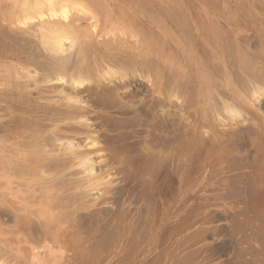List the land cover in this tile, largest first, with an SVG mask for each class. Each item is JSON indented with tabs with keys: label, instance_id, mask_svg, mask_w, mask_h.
I'll use <instances>...</instances> for the list:
<instances>
[{
	"label": "rangeland",
	"instance_id": "rangeland-1",
	"mask_svg": "<svg viewBox=\"0 0 264 264\" xmlns=\"http://www.w3.org/2000/svg\"><path fill=\"white\" fill-rule=\"evenodd\" d=\"M67 1L55 0L57 11L68 9L65 21L83 17L75 30L100 27L95 41L111 38L104 35L111 27L112 38L118 35L122 43L123 37L124 46L139 50L149 33H157L163 38L158 47L166 51L150 49L149 58L162 55L161 67L163 60L179 66L180 74H174L183 85L171 88L135 71L119 91L126 107L96 106L84 97L92 107L90 127L58 135L52 153L66 151L71 142L92 171L81 170L75 160L62 171L39 168L19 180L5 172L3 160L14 150L6 129L18 125L7 120L17 109L15 93L35 98L39 92L31 84L41 82L31 81L39 70L13 47L27 38L46 52L39 29L48 18L46 12L44 19L23 22L0 16V198L12 202L17 194L32 212L30 234L1 215L0 264H264V83L251 75L264 70V0ZM7 3L2 0L0 9ZM106 14L114 15L111 20L127 16L117 22L126 25L125 35L117 19L106 26ZM14 39L20 42L11 43ZM50 54L42 53L38 62L52 63ZM28 74L30 88H20ZM259 74L264 79V71ZM91 76L99 79L97 73ZM50 84L61 82L40 85Z\"/></svg>",
	"mask_w": 264,
	"mask_h": 264
},
{
	"label": "bare ground",
	"instance_id": "bare-ground-1",
	"mask_svg": "<svg viewBox=\"0 0 264 264\" xmlns=\"http://www.w3.org/2000/svg\"><path fill=\"white\" fill-rule=\"evenodd\" d=\"M7 1H8V3H7L8 5L6 4V7H5L6 9H4V10L0 9V16L5 17V19L7 18V20L9 18L12 21L23 22L24 20H32L35 18V16H37L38 18L44 19V16H45L44 12H46V16L48 19L46 20L47 22H44V21L41 22V28L39 29V31H40L39 35L41 36V39L43 42L42 44L45 47L46 52L51 53L50 56H46V57L48 58V60H50V61L52 60V63H48L47 60H45L46 63L38 62V58L42 56V53H46V52L42 51V53H41V50H39L37 46L32 45L31 42H28V41L25 42V40L27 38L24 40V42H22L23 44H18L20 41L19 40L17 41L15 39H14V41L12 40V42L11 41H8V42H11V43L16 42V44H18L17 45L18 47L16 48V46H15L13 48H15L17 50L20 48V50H21V51L19 50L17 52L18 54L16 56H18L20 54L22 55L25 53L26 56L28 57V59L31 60L30 64L32 65L34 63L35 68L39 70L38 72H40V74L37 76L38 78L32 77L34 79V80L33 79L31 80L32 82L35 81V79L40 81L41 82L40 84H44V85L47 83H50L52 81L53 82L54 81L61 82L60 85H56V84L51 85L50 84L49 86L48 85L47 86H41L39 84V82H37L39 85L38 84L35 85L34 82H33L34 84H31L30 83L31 81L27 79L30 76L28 74L25 77L26 80L22 81L20 83L19 87L20 88L23 87L24 89H27V88H30V84H31L33 86L32 88L39 92L37 97L31 98L30 95L32 93H28V92L27 93H19V94L15 93V96L18 95L17 102L15 101L16 102L15 107L17 109L12 110V113L9 116V119L7 120V122L11 123V124L18 123V125L16 127H13V125H12V128L6 129V133L8 135H10V138L12 140L10 147L13 148L14 150H10V153H9L10 155L8 156L9 158L5 156L8 159H5L3 161H6L4 163L5 164L4 166H7V167H5V172L9 173V175L16 176L17 178H19V180L24 179V176H27V175L30 176L31 174L36 172L39 168L41 170L42 168L53 167V168H55V171L59 172V171L64 170L65 168L67 169V166L69 164H71L73 161L79 160L80 156H82V155L79 152H77L75 145L71 142L65 143V145H66L65 148H67V146H68L66 151L60 153V151L58 149V153H52V152H53V150H55V143H57V141H58L57 140L58 135L63 134L64 132H67L68 130L73 135L77 134L78 132L86 133L87 129L90 127V124H88L87 117H88V115L91 114L89 112V108L91 107V105H90V107L87 105L90 103H87L88 101H84L83 100L84 97H89V100H90L89 102H92V104L96 105V106L105 105L108 108L109 106L111 107L112 105H114V106L118 105V106L122 107L124 102L122 101L121 97L119 96L120 95L119 91L122 88L124 89V87H125L124 86V84H125L124 83V77L127 76V74H129V73L135 74V71H137L138 73L139 72L143 73V75L141 74V76H144V78H148L149 75L150 76L154 75V76H156V78H158L157 80L162 81L163 84H165V83L170 84L171 88L172 87L179 88V86L183 85V84H180L181 82L179 83L180 76H179V81H178V77L177 76L175 77V74H174L175 72H176V75H177V73L180 74V72H179L180 67L179 66H175L172 61H164L163 60L164 64L162 63L163 66L161 67V64L159 63V61L161 60L160 58L162 56L161 54H160L161 56H159V57L156 56L154 60H151V58H149V56L151 55L150 53L152 52V50L150 51V49H158L159 50V49L163 48L160 46L161 45V43H160L161 38L157 35V33H155V36H153V35H151V34H154L153 32H151V34H150L149 31L142 29L143 31H146L149 33L148 36H146L148 33H146V35H145L148 42L144 41L145 43L142 44L141 49L137 50L136 48H139V47L136 46V48H135L136 50H135L134 48H131V46L128 47V45L126 44L127 41H125V39L123 37H121L122 43L120 42L121 40L118 41L120 39V37H119V39L116 40V36L118 38V35H116L114 38H112L114 36V34H109V32H114L116 30L115 25H114V28L112 26V29H115L114 31L111 30V27H110L109 32L105 33V30H104V35H110L111 38H105L104 36L101 35L102 36V37L100 36L102 38L101 41H99V40L95 41L94 40V38L96 36H98V34L100 32V27L96 28V26L94 25L95 26L93 28L94 31L91 30V32L85 31V29L83 30L81 28H80V30L79 29L75 30V28L77 29L80 26V23H78V22H81L83 17H79V15H78V17L76 16L77 20H69V19L75 18V17H72V18L67 19L69 21H65L66 17H67L65 15H67L66 11L68 10L67 9L68 7H66V5H65V7L67 9L65 11V8L62 7V5H59V3H58V5L60 7H62V9L60 11V9L58 8V11H57V9L55 7L56 6L55 0H35L33 4L30 3L28 0H7ZM92 1L97 2V0H92ZM1 2H2V0H0V7L2 6ZM66 2H68V1L66 0ZM65 4H67V3H65ZM17 11H18V13H17ZM102 12H104V10ZM111 15H109V17H111ZM112 16L114 17V15H112ZM122 16H125V17H123V19L127 18V16L124 14H122ZM103 17H105V19H106L108 17V14H106V16L104 15ZM54 18L63 19V20L61 22H59V21H56ZM115 18L117 19V17H115ZM109 19L105 20L106 23H109L106 25L107 27L113 25V23H115V21H116V19L115 20L110 19V21H109ZM123 19H120V20L117 19V21L115 23L116 26L117 25L120 26V32L124 26L121 27V23L117 24V22L118 21L120 22ZM75 21L76 22L78 21L77 24H74ZM83 21H84V19H83ZM7 26L9 27V25H7ZM125 27H126V25H125ZM141 27H142V25H141ZM124 28H123V30H124ZM130 32H131V30H129V33ZM15 33L17 35L18 32H15ZM77 33H78V35H77ZM132 33H133V31L130 34L132 35ZM122 34L125 35L126 31L123 32ZM144 34H145V32H144ZM173 34L172 33L168 34V36H171V38H172ZM120 35H121V33H120ZM133 36L131 37V40H132ZM156 36H158V37L156 38ZM135 37H137L138 41H140L139 37L137 35ZM10 38H12V37H10ZM17 38H18V36H17ZM76 38H78V39H76ZM41 39H40V42H41ZM7 40H10V39H7ZM123 40L126 42V43L124 42V44L126 46L123 45ZM135 40L137 41L136 38H135ZM138 41L136 42V45H137ZM16 44L14 43L13 45H16ZM158 44H160L159 47H158ZM9 45H11V44L9 43ZM138 45H139V43H138ZM15 49H13V50H15ZM162 50H164V48ZM23 51H24V53H23ZM149 51H150V53H149ZM165 51L166 50H164V52ZM259 54L261 55V53H259ZM155 55H153V56H155ZM90 56L92 59H90ZM65 57H66V60H67V58H69V60H70L69 64L61 65L59 63L54 62V60L57 58L60 59V58H65ZM162 58H163V56H162ZM44 59H46V58L44 57ZM171 60H174V59H171ZM244 61L245 60L243 59L242 62H244ZM28 63H29V61H28ZM245 63L246 62H244V64ZM20 65H22V64H20ZM14 67H15V65H14ZM17 68H20V67H17ZM243 68L245 69V71H247V68L245 66H243ZM4 70H5V67H4ZM6 70H8V69H6ZM6 70L3 71V73L4 72L7 73L8 71H6ZM164 70H166V71H164ZM240 70H242V69H240ZM258 70H259V68H258ZM260 70H262V71H259V72L262 73V75H263L264 70L263 69H260ZM18 71H19V69H18ZM20 71H22V68ZM23 71H24V69H23ZM28 72H30V71L28 70ZM164 72H167L168 74H164ZM259 72H257L258 74L257 73L255 74V72L253 74H251L253 76L252 80L254 78H256V80L258 79L264 83L263 76H261V74H259ZM21 73L22 72H19L18 74L15 73V74H17L19 76V74H21ZM92 73H97L99 79L94 80L95 79L94 78L93 79L94 81H93L91 79ZM244 73H246V72H244ZM25 74L26 73H23L24 76H25ZM10 76L12 77V75H10ZM18 76H17V79L19 78ZM165 76H166V78H165ZM2 77H4V76H2ZM245 77H247V76H245ZM164 78L167 81L169 79V82H166V81L164 82ZM182 78H183V76L181 77V81H183ZM1 79H4V78H1ZM115 79L117 81L114 82L113 80H115ZM184 79H186V78H184ZM91 80H92V82H91ZM104 80L108 81V82L106 83ZM86 82H89V84H86ZM10 83H12V82H10ZM150 83H152V82H150ZM175 84H177V85L180 84V85L177 86ZM167 86H169V85H167ZM14 88H16V87H14ZM11 89H13V87ZM181 89L182 88L180 87V89H178V90L180 91ZM175 93H177V92H175ZM121 94L123 95V93H121ZM8 104H11V103H8ZM126 106L127 105H125L124 107H126ZM91 109H92V107H91ZM219 114H220V112H218V115ZM118 121L121 122L120 120H118ZM137 123H138V120H137ZM1 130H3V129L1 128ZM16 134H17V136L14 137ZM7 139H9V137ZM0 141H2V140H0ZM56 146H57V144H56ZM22 153H25V154H22ZM140 154H142V153H140ZM88 162H89V159H86V160L82 159V162L80 161L81 167H82V169L81 168L80 169L81 170L85 169L86 173L92 171L90 169V164ZM47 174H49L48 175V177H49L50 173H46V175ZM42 176H40V177H42ZM50 178H51V176H50ZM46 180H47V178H46ZM52 182H53V180H52ZM50 183L51 182H49V184ZM17 185L23 186V182L22 183L18 182ZM54 185H56V184L53 183V186ZM75 185H73V186H75ZM50 186L52 187L51 184H50ZM11 197H12L11 199H12L13 203L10 201H5V199H3V198H0V217H1V215L4 216V214H5L7 217H10L9 220L12 219L16 223L17 230L20 231V229H23L21 231V233L22 232L25 233L26 231H28L30 234V232H32V229H31L32 223H31V218H30V216L32 214L31 210H28L27 207H24V205H21L17 201V198H19V195L13 194ZM69 199H71V198H69ZM50 203L52 204V201H50ZM6 204H9L8 207H6ZM57 204H58V201H57L56 205ZM15 205H17V206H15ZM56 205H54V207H56ZM9 209H11L12 211H10ZM36 217H38V215ZM6 220H7V218H6ZM39 220H41V217L39 218ZM20 223H21V225L18 226ZM41 229H42V227H41Z\"/></svg>",
	"mask_w": 264,
	"mask_h": 264
}]
</instances>
